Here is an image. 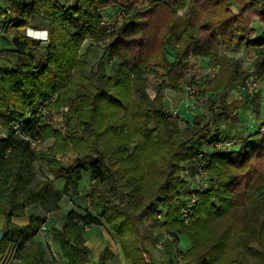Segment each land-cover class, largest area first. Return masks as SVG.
<instances>
[{
  "label": "trees",
  "instance_id": "trees-1",
  "mask_svg": "<svg viewBox=\"0 0 264 264\" xmlns=\"http://www.w3.org/2000/svg\"><path fill=\"white\" fill-rule=\"evenodd\" d=\"M232 3L237 14L230 9ZM183 7L188 13L178 17L177 10ZM109 8L127 12L123 24L110 33L100 27ZM35 17L47 20L48 47L22 33L32 27ZM253 17L264 24V0L15 3L14 15L6 21V29L16 31L6 39L12 47L0 50V58L13 67L0 71V126L7 132L0 136V194L8 197L0 200V219L5 221L0 252L15 243L19 255L38 232L34 223L27 228L12 223L13 217L26 214L29 201L42 207L43 223L47 213L59 209L64 196H78L89 177L86 197L96 215L73 210L65 216L63 229H53L69 264H88L83 229L101 225L100 219L119 236L131 264H148L146 240L150 237L153 243L166 234L173 237V242L167 241V251L179 248L181 237L189 242L190 247L182 250L183 264H264V171L255 163L264 158V132L256 142L250 138L240 142L237 151L209 152L212 185L198 195L196 218L185 224L180 217L184 201L182 195L180 201L176 199V193L195 177L194 159L208 151L199 143L213 130L197 120H169L162 94L167 84L180 90L181 73L192 56L212 61L220 66L208 86V91L221 94L216 115L236 124L248 104L227 103L233 87L237 89L238 64L219 57L218 50L222 45L245 46L263 50L264 56V33L254 38ZM88 37L110 41L91 71L81 54ZM154 43H159L158 49ZM105 58L116 62L110 73ZM159 59L161 63L153 66ZM259 64L264 83V59ZM149 76L162 80L154 98L147 89ZM53 102L54 107H68L61 128L38 115ZM250 105L258 115L260 97L251 99ZM225 131L219 128L218 137L233 136ZM32 140H39L36 147ZM37 163L47 168L42 179ZM51 178L63 180V189L54 188ZM159 214L164 218L159 219ZM155 230L160 231L157 236ZM32 258L26 264H33ZM106 260L104 253L100 264Z\"/></svg>",
  "mask_w": 264,
  "mask_h": 264
},
{
  "label": "rangeland",
  "instance_id": "rangeland-1",
  "mask_svg": "<svg viewBox=\"0 0 264 264\" xmlns=\"http://www.w3.org/2000/svg\"><path fill=\"white\" fill-rule=\"evenodd\" d=\"M6 1L7 0H0V48H2V46L5 44H7V48H11L12 45L8 43L6 39H12V37L16 34V31H10L11 28H8L9 30L6 29V27H9V24H7L6 21L10 19V16L14 15L13 6L6 8V10L7 9L10 10V14L6 16V19L2 18L1 16V14L4 11L3 9H5L6 7L3 4L7 5ZM64 1L67 5L74 3V0H64ZM230 9L235 14L239 12L238 7L234 3L231 4ZM187 13H188V7L179 8L177 10L178 17H185ZM32 28L34 30H31ZM251 28L256 29L257 32L254 35V38H259L262 32L264 33V24H261L257 18L254 17L252 18ZM35 29L37 31H35ZM47 29H48L47 20L35 17L33 18L32 21V27H29L27 30H23V31L25 32L26 35L28 36L31 35L35 40L43 42L46 37ZM6 31L11 32L12 35L9 33L11 38L5 36ZM23 31L22 33H24ZM109 43L110 41L106 43L103 41H97L92 37H88L86 39V41L83 43L81 47V54H85L86 56V60L88 63L87 66L88 71H91L96 68L98 61L104 54L106 45H108ZM153 46L154 48L158 49L159 43H154ZM261 51L263 52V50H260L259 48L251 49V48H246L245 46H242L237 49H233V47H228L226 45L224 46L222 45L218 50L219 57L226 59H233L238 64V69L234 75L235 86L237 82L239 84L241 80L243 81L244 79H247L249 77L251 78L253 77L254 79L251 90L249 92L248 91L245 92L246 94H244V92L243 94L242 93L240 94L239 90L233 87L232 91L228 96L230 97L229 101H233L234 98H236L237 101H235L234 103L236 102L247 103L248 107H250V109L247 110V114L244 115V118L242 120V126L234 127L235 124L226 121L224 118L217 117L216 109L220 102L219 99L221 94L220 92L208 91V86L218 76L220 72V66L213 63L212 61H210L209 63L205 62L204 58H196L192 56L189 62L186 63V67L184 71H182L181 73L183 74V76L179 85L181 87L180 90L175 91L170 86L168 87L167 84V87H165L162 93L164 95L165 103L168 104L167 111L171 110V107L169 106V101H170L169 94L171 91H174L175 93L178 94L179 97L180 104L174 108H178L179 113L181 115L180 119H183L182 118L183 116L189 121H192V119L193 121L197 120L198 122L201 123L200 126L209 125V127L213 130V135L209 137L207 140L203 141L204 145L207 147L209 146L210 141L217 139L219 135L217 134L218 129L219 128L223 129L222 126H225L224 129L226 131H229L230 135H233L232 137L234 139L239 140L240 142H243L246 138H250L252 142H256L257 140L261 139L262 138L261 127H264V83L261 81L262 76L260 77L261 74L259 73V69L257 68L261 65L259 63H262L264 59V56L261 55L262 53ZM105 62L107 63L108 71L110 73L111 69L115 66L116 62L115 60H108L107 58H105ZM159 63H161L160 59L156 62L154 61L153 66L159 65ZM1 65L6 66L8 64L3 62L0 63V67ZM147 82H148L147 83L148 92L151 95V97L154 98L157 94V86L160 85L162 80L156 78V76H149ZM194 87L195 88L199 87V89H201V92H203L205 98L203 101L202 100L199 101V105L201 106V108L197 110L189 109L186 102L188 93L190 92L189 89H192ZM255 96H259L261 99V110L258 115L253 113L252 106L250 105L251 99H253ZM134 97L137 98L138 95L134 93ZM198 98L202 99L200 97ZM54 102L50 106H47L45 108L44 116L46 117V119L48 118L52 119L53 121L52 124L61 128L62 125L64 124L63 120H65L63 119L62 113L67 112L68 107L65 108L54 107L52 106L54 105ZM242 109L240 110V114H244ZM193 114L194 116H197L195 119L193 118ZM73 125L75 126V123H73ZM4 133L7 134L6 131H4ZM49 143H51V140L49 141ZM236 148L237 146H235V150L237 151ZM64 160L67 161V156L64 157ZM255 163L258 166V168L264 171V158L261 160H256ZM36 170L39 179L46 177L47 168H43V167L41 168L40 164L37 163ZM181 177L184 179L183 173L181 174ZM188 186H189V181L185 182L184 188L177 191L176 199L180 201V196L182 195L183 190ZM157 205L158 207L161 206L159 205V203ZM146 225L149 226L150 222H146ZM156 232L159 233L160 231L156 230ZM157 233L156 236L158 235ZM155 242L152 243V239L150 237H148V239L146 240L145 246L146 248H148L149 253L155 251L157 252V249L155 247ZM177 244L179 248L183 251H186L188 249L187 248L188 246L181 240L177 241Z\"/></svg>",
  "mask_w": 264,
  "mask_h": 264
},
{
  "label": "crops",
  "instance_id": "crops-1",
  "mask_svg": "<svg viewBox=\"0 0 264 264\" xmlns=\"http://www.w3.org/2000/svg\"><path fill=\"white\" fill-rule=\"evenodd\" d=\"M24 1L25 0H7L6 1L7 5L3 4L4 6H6L5 9L3 10H6V8L12 6L13 8H15V3L20 4ZM31 30L34 29L32 28ZM10 31H15V30L11 28ZM10 31L5 32V36H7L8 38H11V36L9 35V33L11 34ZM35 31L37 30L35 29ZM23 34H25V32ZM48 39L49 38H48V30H47L46 37L43 42L48 41ZM2 49H9V48H7V44H5L2 46V48H0V50ZM3 62H5L8 65L6 66L1 65L0 71L10 70L13 68L9 61L0 58V63ZM239 92L240 94L241 93L243 94V92L241 91ZM244 94L246 93L244 92ZM169 97H170L169 106L171 107V109H173L174 107L180 104L178 94L175 93L174 91L170 92ZM229 98L230 97H228L227 99L228 104H232L235 101H237L236 98H234L233 101H229ZM166 107H168L167 103H166ZM248 109H250V107L248 106L242 109L244 114H239L238 123L235 124L234 127L242 126V120L244 118V115L247 114ZM194 114H193V118L196 117L194 116ZM182 118L185 117L182 116ZM2 135H6V134L4 133V130L0 126V136ZM199 145L203 149L206 148L204 142H200ZM239 146L240 145L238 144L236 149H238ZM51 182L54 188L58 190H62L64 187L63 180H56L51 178ZM89 184H90V179L89 177H86L85 181L83 182V186L81 188L80 194L78 196L76 197L64 196L60 200L59 209L52 211L51 213V219L47 224L48 229L46 232H42L40 229L43 219L42 207L36 201H29L26 208V214L24 216L13 217L12 223L15 227H20V228H27L30 226L31 223H34V225L38 228V232L35 234L32 240L26 242L24 248L20 251L17 260L11 261L9 263L0 262V264H26V260L32 257H34L32 258L33 264H69L68 259H66L62 253L61 245L59 241H57L54 238L53 229L54 228L60 230L63 229L65 216L70 211L73 210L80 214H85L89 212L93 215H96L95 212L90 208V202L86 197L89 189L88 188ZM7 198H8L7 195L0 194L1 201H7ZM100 221H101V225L88 226V227H84L83 229V235L86 240V246L90 251L88 264H100L101 256L104 253H106L107 255V260L105 264H131L129 261L125 259L123 250L121 248L119 236L110 229L109 225L104 219H100ZM4 226H5L4 219H0V232L2 231ZM179 240L183 241L188 246L187 248L190 247V244L186 239L181 237L179 238ZM171 253H172L171 247L170 249H168L166 253H160L158 251L152 253L150 252V255L146 256V261L148 262V264H152V262L155 261L159 264H165V262L171 257Z\"/></svg>",
  "mask_w": 264,
  "mask_h": 264
},
{
  "label": "built area",
  "instance_id": "built-area-1",
  "mask_svg": "<svg viewBox=\"0 0 264 264\" xmlns=\"http://www.w3.org/2000/svg\"><path fill=\"white\" fill-rule=\"evenodd\" d=\"M10 14V10L3 11L2 18H6V16ZM127 15L126 10L120 9V10H108L107 12L103 13V18L100 22V27L105 29L108 33L115 31L118 29L122 24ZM215 70V68H214ZM211 71V70H210ZM253 77H249L247 79H244L237 85V89L241 92H249L251 90V87L253 85ZM188 97H187V106L189 109L197 110L201 108L199 105L200 100H204V94L201 92V89L198 88H192L189 89ZM201 93H200V92ZM198 94V95H197ZM203 96V97H202ZM198 97L202 98L199 99ZM45 113V107H43L38 115ZM181 115L179 113L178 108H173L169 111V114L167 115V118L169 120H174L177 118H180ZM187 121H183V123L186 125ZM224 129L225 126H222ZM19 127H16L17 132ZM261 132H264V127H261ZM24 137V133H21ZM3 137H6L7 135H2ZM26 138V137H24ZM28 139V138H26ZM39 140H32L31 144L33 147H36ZM240 143L239 140L234 139L233 137H222L219 136L217 139H214L210 142L208 146V151H205L203 153L198 154V158L194 159L195 167H196V174L192 181H190L189 186L187 187V190L185 194H182L181 199L184 201V206L182 207L180 211V217L182 221L185 224H189L195 217V211L198 206V195L200 193L205 192L210 186L212 185V179L208 173L207 167L210 162V156L209 152H218V153H224V152H230L235 149V146H237ZM46 221L41 224V231L46 232L47 231V224L48 221L51 218V215L47 213L46 215ZM164 214H159L158 218L163 219ZM167 241L173 242V237L170 235H164L163 237L159 238L155 242V247L158 252L160 253H166L167 252ZM172 255L171 257L165 262V264H183L184 263V252L178 248L177 246L171 248ZM18 258V248L15 245V243H9L3 252L0 254V262H11L15 261Z\"/></svg>",
  "mask_w": 264,
  "mask_h": 264
},
{
  "label": "water",
  "instance_id": "water-1",
  "mask_svg": "<svg viewBox=\"0 0 264 264\" xmlns=\"http://www.w3.org/2000/svg\"><path fill=\"white\" fill-rule=\"evenodd\" d=\"M42 46L43 47H48L49 46V42H43ZM4 239H5V232L1 231L0 232V249H1V246H2V243H3Z\"/></svg>",
  "mask_w": 264,
  "mask_h": 264
}]
</instances>
